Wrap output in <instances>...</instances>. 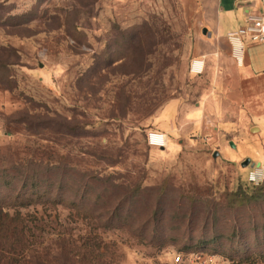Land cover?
Here are the masks:
<instances>
[{
  "label": "rangeland",
  "instance_id": "rangeland-1",
  "mask_svg": "<svg viewBox=\"0 0 264 264\" xmlns=\"http://www.w3.org/2000/svg\"><path fill=\"white\" fill-rule=\"evenodd\" d=\"M200 38L184 0H0L1 264H264V131Z\"/></svg>",
  "mask_w": 264,
  "mask_h": 264
},
{
  "label": "crops",
  "instance_id": "crops-1",
  "mask_svg": "<svg viewBox=\"0 0 264 264\" xmlns=\"http://www.w3.org/2000/svg\"><path fill=\"white\" fill-rule=\"evenodd\" d=\"M184 1L198 33L203 35L197 42V56H206L207 61L210 59L218 62L219 67L231 69L238 80L236 92L241 109L261 133L264 131V43L246 42L244 64L239 66L232 58L227 36L242 27L249 14L264 13V0ZM261 152L264 164V149Z\"/></svg>",
  "mask_w": 264,
  "mask_h": 264
},
{
  "label": "built area",
  "instance_id": "built-area-1",
  "mask_svg": "<svg viewBox=\"0 0 264 264\" xmlns=\"http://www.w3.org/2000/svg\"><path fill=\"white\" fill-rule=\"evenodd\" d=\"M228 40L231 45V54L233 60L239 66L244 64L246 42L264 43V13L249 14L246 17L245 24L237 31L228 34ZM192 71L200 73L203 71V63L194 62ZM149 144L154 147L165 146V135L160 133H150L148 136ZM248 181L255 186L264 183V164H255L249 169ZM200 259V258H199ZM183 256L175 258V263H182ZM206 264V263H205Z\"/></svg>",
  "mask_w": 264,
  "mask_h": 264
},
{
  "label": "trees",
  "instance_id": "trees-1",
  "mask_svg": "<svg viewBox=\"0 0 264 264\" xmlns=\"http://www.w3.org/2000/svg\"><path fill=\"white\" fill-rule=\"evenodd\" d=\"M249 169H250V168H247V169H246V170H247V175H246V179H247V181H248V172H249ZM248 183H249L250 185L255 186L254 184L250 183L249 181H248ZM41 197H42V196H39V197H37V198H41ZM31 202H33V201H31ZM1 203H3V202H0V237H2L1 235L4 233L5 225H6L7 219L10 217V216H9V213H10L9 210L13 209V206H12V205H10V204L7 205V204H5V202H4V204H1ZM9 205H10V206H9ZM30 232H31L30 228L27 227V226L25 225L24 227H22L20 233H21V235H22L24 238H28ZM27 234H28V235H27ZM6 239H8V238H6ZM2 258H4V256H3V255H0V264H1L2 260H3ZM262 261H263V260H262Z\"/></svg>",
  "mask_w": 264,
  "mask_h": 264
},
{
  "label": "water",
  "instance_id": "water-1",
  "mask_svg": "<svg viewBox=\"0 0 264 264\" xmlns=\"http://www.w3.org/2000/svg\"><path fill=\"white\" fill-rule=\"evenodd\" d=\"M255 130H257V128H253L252 131H255ZM231 145H232L233 147H235L233 143H231ZM218 156H219V153L216 152V153L214 154V157L217 158ZM249 163H250V160H247V161L243 164V166L245 167V166L248 165Z\"/></svg>",
  "mask_w": 264,
  "mask_h": 264
},
{
  "label": "flooded vegetation",
  "instance_id": "flooded-vegetation-1",
  "mask_svg": "<svg viewBox=\"0 0 264 264\" xmlns=\"http://www.w3.org/2000/svg\"><path fill=\"white\" fill-rule=\"evenodd\" d=\"M250 160V159H249ZM245 163V162H244ZM256 163H253V162H251V160H250V163L248 164V165H246L245 166V168L247 169V168H251L252 166H254Z\"/></svg>",
  "mask_w": 264,
  "mask_h": 264
},
{
  "label": "bare ground",
  "instance_id": "bare-ground-1",
  "mask_svg": "<svg viewBox=\"0 0 264 264\" xmlns=\"http://www.w3.org/2000/svg\"><path fill=\"white\" fill-rule=\"evenodd\" d=\"M200 73H202V72H200ZM200 73H199V74H200ZM165 140H166V141H165V146H166V144H167V137H166V136H165Z\"/></svg>",
  "mask_w": 264,
  "mask_h": 264
}]
</instances>
